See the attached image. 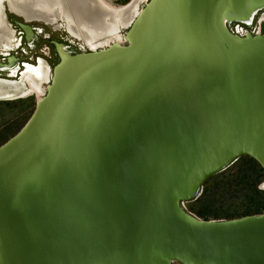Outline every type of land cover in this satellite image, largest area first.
<instances>
[{"label":"water","instance_id":"obj_1","mask_svg":"<svg viewBox=\"0 0 264 264\" xmlns=\"http://www.w3.org/2000/svg\"><path fill=\"white\" fill-rule=\"evenodd\" d=\"M263 8L146 0L124 43H54L43 93L0 143V264H264V211L181 205L242 154L264 171V31L228 27Z\"/></svg>","mask_w":264,"mask_h":264},{"label":"rangeland","instance_id":"obj_2","mask_svg":"<svg viewBox=\"0 0 264 264\" xmlns=\"http://www.w3.org/2000/svg\"><path fill=\"white\" fill-rule=\"evenodd\" d=\"M66 1L67 3H64L65 1H63V3L61 2L60 6L61 10L63 9V12L65 13L63 17L66 20L65 23L67 26H70L69 24H71V19H73V14L71 13L73 4V6L76 7L75 10L72 9L74 14H76L75 16L78 17V19H81L79 23H82V25L85 27V30H87L89 34L93 35L97 33L98 36H102L103 34L107 33V30H109L111 26L110 22H112L113 20L112 17H109V19H107L105 18L106 13H103L104 17L102 18L101 22L102 25L99 27V32H97L95 29H93V26L90 25V21L92 20V18H88L86 16L82 17L85 12L90 13L92 11V8L90 7V4H92L91 1ZM101 1L103 2V6L107 5L111 8H120L124 6V3H127L130 0H106L107 2L104 0ZM144 1L146 0H140L138 8L142 6ZM44 2L46 3L47 0H44ZM6 3L9 8V6L11 7L12 0H6ZM69 5L71 6V8L69 7ZM31 8L37 10L36 6L32 5ZM55 8H58V5H56ZM25 10L27 11V9L24 7V11ZM43 12L34 11L33 13L44 15L49 19L51 18V13L46 12L43 14ZM8 14H11L10 17L14 18L15 20H21L19 16L10 11H8ZM60 15H62V13H60ZM57 17L58 16L56 14V17L53 20L49 21H45L43 19L30 20L32 25L38 27V31L36 35H33V39L28 41V45L23 46L22 52L16 51L14 54L17 57L24 58L25 60L29 56L31 57L32 55H38V57L43 59L45 63L51 66V64L56 62V58L50 51V45H48L46 41L47 39H52L55 43H60L62 48L68 53L85 50V48L79 47V41L77 39L75 40L73 37L69 36L65 32V30H63V22L58 20ZM8 20L11 21L8 18L7 21L4 19V26L6 29H11ZM83 21H87V23L84 24ZM126 27L121 28L119 31L120 33L118 34L119 39L121 38V43H124L122 40V35ZM228 27L234 32L235 30H237L238 33H243L244 31H249L250 33L262 32L264 31V11H259L257 14L252 15L247 25L231 21L228 23ZM112 33L115 34L116 32ZM73 35L76 37L79 36L77 33ZM109 39V42L111 43L113 40V36H111ZM88 43H90L89 40ZM106 44L109 43L107 42ZM49 75L50 71L48 75L45 76L44 82L49 79ZM7 96L8 95L5 94V92H0V143L10 135H12L23 124V122L31 113L36 98L34 95L18 97L14 99H10ZM6 97L9 99H3ZM247 157V155L243 154L238 156L222 170H219L210 175L209 178H206L202 182L200 190L195 198L181 202V205L184 207V209L192 212L200 218H229L245 213H253L254 208L250 209V211L247 210L248 207L245 206L246 202H244L243 196L241 194V190H243V186L244 184H246L244 180L245 176H249L247 182H250L255 175V171L253 172V169L251 167H248V165L244 163ZM256 173H260L258 174V176H256V187L264 189V174L261 173V170L256 171ZM200 210H203L202 214L198 212ZM171 264L181 263L178 261H173L171 262Z\"/></svg>","mask_w":264,"mask_h":264},{"label":"flooded vegetation","instance_id":"obj_3","mask_svg":"<svg viewBox=\"0 0 264 264\" xmlns=\"http://www.w3.org/2000/svg\"><path fill=\"white\" fill-rule=\"evenodd\" d=\"M90 1L93 2V4L97 3V0H90ZM131 1L132 0L128 1L125 4H128ZM135 1L136 0H133L132 3H134ZM47 2L51 3V0H47ZM34 3H36L35 0H12L11 7L9 6L8 8L6 0H0V92H5V94L8 95L7 97H9L10 99H14L18 97H25L29 95H34L37 98V95L43 92L44 86L46 82L48 81L47 80L46 82H44V78L46 75H48L50 71L49 70L50 65L45 63L43 59L38 57V55L37 56L32 55L31 57L29 56L25 60L24 58L17 57L14 54L16 51L22 52L23 46L28 45L27 44L28 41L24 37L23 30L17 24L18 21H23L22 15H24V17L26 18H29V20H26V22L29 24L30 29H31L30 40L33 39L32 38L33 35H36L38 31V27L35 25H32L30 20L43 19L45 21H49V20H53L56 17V14L58 16L57 19L63 22V27H62L63 30H65V32L69 36L79 41L80 48L92 49L89 47L88 40L91 44L97 45L98 42H102L106 39H109L111 36L114 35L113 33H111V30H110L112 25L114 24L113 20L112 22H110L111 26L110 28L108 27L109 30H107L106 34H103L102 36L101 35L98 36L97 33L91 35L88 33L87 30H85V27L82 25V23L81 24L79 23L81 19L73 17V19H71L70 26H67L65 23L66 20L64 19L62 15H60L59 8H55L52 6L42 7L44 9H42V11H39V10L32 9L31 7H28V6H32ZM116 5H122V4H116ZM33 6H36V8H39V5L35 4ZM24 7L27 9V11L25 10L26 12L24 11ZM8 11L19 16L21 20H15L14 18H11L10 17L11 14H8ZM34 11H39V12L44 11L43 14L46 12L51 13L50 14L51 18L49 19L48 17L44 15L33 13ZM71 11H72L71 13H73V10ZM108 11L110 12V14H114V12H111L110 10ZM259 11H264V8L258 10L256 13H254V15L257 14ZM103 13L104 12H101L98 9H95V11H91V14L89 15L90 18H94L96 20L94 22L92 21L93 20L92 19L90 21V25H92L93 29H95L97 32H99V29H100L99 27L102 25L101 24L102 18L104 17ZM107 15H108L107 17L105 15V18L109 19V17L111 16L109 14ZM94 16L97 17V19ZM7 18L11 20V21L9 20L8 21H9V24L12 30L6 29L4 26V19L7 21ZM72 20H73V23H72ZM97 20H99V22ZM85 23H87V21H85L84 24ZM236 23H240V22H236ZM248 23H241V24L247 25ZM13 30H14V33H13ZM74 32L77 33L79 36L77 37L74 36L73 35L75 34ZM235 32H237V30H235ZM46 41L48 45H50V51L54 54L57 60L58 55H57L56 48L54 45L55 42L52 39H47ZM52 65L53 64H51V66ZM7 97L3 99H9Z\"/></svg>","mask_w":264,"mask_h":264},{"label":"bare ground","instance_id":"obj_4","mask_svg":"<svg viewBox=\"0 0 264 264\" xmlns=\"http://www.w3.org/2000/svg\"><path fill=\"white\" fill-rule=\"evenodd\" d=\"M36 1V3H34L33 5H39V8H37V10H39V11H42V9H44V8H42V7H55L56 5H58L59 7V11H62V12H60V13H62V16L63 15H65V13L63 12V9L61 10V6H60V3L62 2L63 3V1H65L64 3H67V1L66 0H51V3H45L44 2V0H35ZM69 1V0H68ZM71 2H72V0H70ZM141 1H143V0H141ZM77 2V1H76ZM133 2V0L131 1V2H129L128 4H126V5H124V6H122V7H120V8H111V7H109V6H107V5H105V6H103V2L101 1V0H97V3H95V4H93V2H91L92 4H90V7L92 8V11H95V9H98L99 11H101V12H104V13H106V16H108L107 14H109L112 18H113V21H114V24L112 25V27H111V33L112 32H116L114 35H113V40H112V42L113 41H117V42H120V39H119V31H120V29L121 28H124V27H126V26H128V24L130 23V21L133 19V17H134V15L136 14V13H138V11H139V9L140 8H138L139 7V2H140V0H136L134 3H132ZM72 4V3H71ZM26 5V4H25ZM63 5V4H62ZM27 6H28V4H27ZM41 6V7H40ZM28 7H31V6H28ZM69 7L71 8V6L69 5ZM137 8H138V10H137ZM75 10L76 9V7H74L73 6V4H72V8H71V10ZM110 10L111 12H114V14H110V12L108 11V10ZM91 10V9H90ZM91 13V12H90ZM90 13H88V12H85V14L82 16V17H84L85 15H86V17H88L89 18V15H90ZM94 13H96V12H94ZM73 14V17H76L75 15L76 14H74V12L72 13ZM98 16V15H97ZM81 17V18H82ZM95 17V16H94ZM99 17V16H98ZM76 18H78V17H76ZM96 19H97V17H95ZM101 18V17H100ZM93 19V21L95 22L96 20L94 19V18H92ZM98 22H99V20H97ZM70 25V24H69ZM112 35V34H111ZM83 37V36H82ZM109 37V36H108ZM107 37V38H108ZM88 38V37H87ZM102 39V38H101ZM122 40L124 41V37H123V35H122ZM110 41V39H106V40H104V41H102V42H98L97 43V45H95V44H91V43H88L89 44V47L90 48H92V49H96V47H104V46H106V45H108V44H106L107 42L108 43H110L109 42ZM121 43V42H120ZM106 44V45H105ZM43 92H41L40 94H38L37 95V97H39L41 94H42Z\"/></svg>","mask_w":264,"mask_h":264},{"label":"trees","instance_id":"obj_5","mask_svg":"<svg viewBox=\"0 0 264 264\" xmlns=\"http://www.w3.org/2000/svg\"><path fill=\"white\" fill-rule=\"evenodd\" d=\"M243 155H246V154H243ZM247 156L248 157H247V159L245 160L244 163L247 164L248 167H251L253 169V172L255 171V175H254V178L251 179L250 182H247V180L249 179V176L248 175L245 176L244 180H245V183L246 184H244V186H243L244 188H243V190H241V194L243 196L244 202H246L245 206L248 207L247 210L250 211V209H253L254 208L253 209L254 210L253 213H258V212L264 211V189H261V188L256 187V184H257V182H256V180H257L256 176H258V174H260V173H256V171H258V170L260 171L261 170V173L262 174H264V171L262 170V168L256 162L255 159H253L249 155H247ZM222 169H220V170H222ZM198 212H200L202 214L203 213V210H200ZM250 213H252V212H250ZM245 214H248V213H245Z\"/></svg>","mask_w":264,"mask_h":264}]
</instances>
